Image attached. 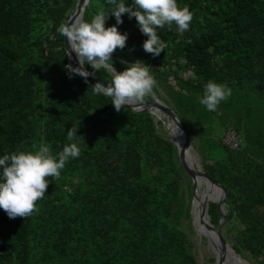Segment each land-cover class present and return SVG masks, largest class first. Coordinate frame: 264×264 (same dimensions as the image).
<instances>
[{"label":"trees","instance_id":"16d2710c","mask_svg":"<svg viewBox=\"0 0 264 264\" xmlns=\"http://www.w3.org/2000/svg\"><path fill=\"white\" fill-rule=\"evenodd\" d=\"M177 2L193 13L190 27L182 35L175 25L158 29L167 46L155 58L143 51L147 37L135 18L122 15L117 28L127 41L112 54L116 71L144 62L158 82L154 96L175 112L202 109L198 98L210 80L247 87L264 104V0ZM75 4L0 0V155L34 152L41 143L53 155L71 143L81 151L58 180L48 178L32 215L9 219L0 210V264H205L191 240V181L163 123L147 111H117L92 82L69 78L58 29ZM113 8L88 0L81 19L104 12L105 27L116 25ZM83 66L110 86L109 72ZM75 127L80 137L69 141ZM255 147L210 143L202 162L227 193L224 239L240 258L264 264V141ZM210 199L219 196L213 191ZM208 215L217 227L216 203Z\"/></svg>","mask_w":264,"mask_h":264},{"label":"clouds","instance_id":"9594fccd","mask_svg":"<svg viewBox=\"0 0 264 264\" xmlns=\"http://www.w3.org/2000/svg\"><path fill=\"white\" fill-rule=\"evenodd\" d=\"M114 5L112 15L116 25L105 27L106 14H95L91 20L75 19L61 24L58 31L66 38L68 55H74L79 67L65 65L69 78L79 75L87 78L93 75L85 70L87 63L91 69L103 68L111 74L110 86L97 82L93 85L94 94H104L111 97L115 110L143 103L146 97L153 94L157 81L150 71V67L142 61L128 64L124 71L117 72L112 54L117 49L126 47L127 34H121L117 26L123 23V14L131 20L135 18L141 34L147 37L142 44L145 53L157 57L164 52L166 43L158 35V29L176 26L182 35L186 32L193 19V13L185 5L180 7L177 0H108ZM123 63V62H122ZM232 95V89L226 84L208 81L204 85L203 95L198 103L205 110L215 112L221 102H226ZM178 122V121H177ZM78 127L70 128L66 135L72 141L77 135ZM176 134L180 130L176 123ZM80 147L71 143L63 150L53 155L51 146L41 143L38 150L17 151L0 155V210L9 219L26 218L37 209V202L45 197L46 189L51 182L48 178L59 179L65 165L80 156Z\"/></svg>","mask_w":264,"mask_h":264},{"label":"rangeland","instance_id":"374dc122","mask_svg":"<svg viewBox=\"0 0 264 264\" xmlns=\"http://www.w3.org/2000/svg\"><path fill=\"white\" fill-rule=\"evenodd\" d=\"M172 84L170 82V85ZM230 88L232 89L231 97L226 102H221L215 112L205 110L204 106H201L203 110L198 109L195 111L181 107L176 108V112L183 124L188 129H192V134L189 133L193 147L191 157L194 164L200 169L204 168L202 148L207 147L210 143L218 146L220 141L222 143L223 136L227 131L235 132L239 136V144H245L249 149L256 148L255 146L258 145L261 139L264 141V104L257 100L255 92L249 90L247 87ZM164 122L162 128L164 129L165 136L171 138L169 123L167 121ZM192 122L195 123L198 135L194 130V124L191 126ZM191 202L192 196L189 201V212ZM193 231L194 234L191 236V240L195 246L198 260L200 262L204 260L205 264H214L212 261H209V258H214V253L209 242L199 235L194 227ZM226 234L227 230L224 229L222 236L225 237ZM228 264H232V261H229ZM233 264L235 263L233 262Z\"/></svg>","mask_w":264,"mask_h":264},{"label":"water","instance_id":"95a60500","mask_svg":"<svg viewBox=\"0 0 264 264\" xmlns=\"http://www.w3.org/2000/svg\"><path fill=\"white\" fill-rule=\"evenodd\" d=\"M88 3V0H76V4L70 13L67 22H70L75 19H81L83 11ZM64 48L66 51V55H68V48H67V41L66 38L63 37ZM67 62L73 68L79 67L74 55H70L67 57ZM84 67V66H83ZM86 70V69H85ZM81 77V76H80ZM87 81L92 82L94 85L97 82L102 83L99 80H96L91 75L87 78L81 77ZM104 84V83H102ZM105 85V84H104ZM106 86V85H105ZM107 87V86H106ZM153 95L152 101H146L139 105L132 106L130 108L125 107L126 109L133 110V111H147L151 115L155 117L156 120H160L162 123L167 121L170 126L171 130V138L172 143L176 149L178 160L180 165L182 166L184 172L189 176L191 181V209H190V218L192 221V225L194 229H197V225L195 223L192 208L195 199L197 198V183H204L208 185V188L216 192L219 196L218 200H203L200 203V207L198 210V221L205 230L202 232L201 236H203L210 244L213 253H214V264H228V255L236 258L242 264H251L250 262L246 261L243 258H240L234 250L230 247L228 242L222 236V232L225 229V202L227 200V193L226 190L215 180L207 175L204 168L200 169L197 165L194 164L193 158L191 157V150L193 149L191 145V138L190 134L183 124V122L178 117L175 110L156 98ZM178 121V122H177ZM176 123L182 134H176ZM209 203H216L217 205V213H218V225L215 227L209 219L208 215V205ZM197 231V230H196ZM211 233V234H210ZM230 259H233V258Z\"/></svg>","mask_w":264,"mask_h":264},{"label":"bare ground","instance_id":"6f19581e","mask_svg":"<svg viewBox=\"0 0 264 264\" xmlns=\"http://www.w3.org/2000/svg\"><path fill=\"white\" fill-rule=\"evenodd\" d=\"M165 123V122H164ZM166 126V125H165ZM169 126V125H168ZM171 133V132H170ZM197 198L195 199L194 203H193V208H192V214H193V217H194V220H195V223L197 225V232L198 234H201L202 232H204L205 230L203 229V227H201L199 221H198V210H199V207H200V203L203 201V200H209L212 193H213V190H211L210 188H208V185H205L204 183H202L200 181V183H197ZM211 234V233H210ZM232 256L231 255H228V262L229 261H232V264L233 262L235 264L237 263H240V261H238L236 258L232 257V259H230ZM242 264V263H240Z\"/></svg>","mask_w":264,"mask_h":264},{"label":"built area","instance_id":"2783aa9c","mask_svg":"<svg viewBox=\"0 0 264 264\" xmlns=\"http://www.w3.org/2000/svg\"><path fill=\"white\" fill-rule=\"evenodd\" d=\"M222 144L230 150H235L239 146V136L232 131H227L222 139Z\"/></svg>","mask_w":264,"mask_h":264}]
</instances>
